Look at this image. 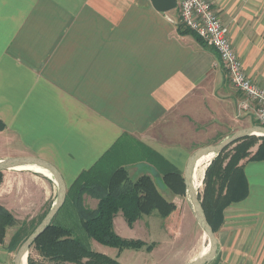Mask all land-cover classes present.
<instances>
[{
	"label": "crops",
	"instance_id": "crops-1",
	"mask_svg": "<svg viewBox=\"0 0 264 264\" xmlns=\"http://www.w3.org/2000/svg\"><path fill=\"white\" fill-rule=\"evenodd\" d=\"M213 5L245 72L264 87V0ZM184 28L179 8L161 11L151 0H0V162H20L3 170L0 184V204L17 218L0 243V264H16L17 252L2 249L58 198L55 179L17 168L38 165L32 157L64 178L68 198L56 216L67 202L78 215L68 190L101 159L133 179L151 175L166 193L169 163L184 175L199 147L257 120L252 107L239 109L244 96L218 51ZM241 163L249 194L225 209L218 252L207 264H264V160ZM169 196L177 208L167 218L175 223L180 204ZM98 202L83 194L86 207Z\"/></svg>",
	"mask_w": 264,
	"mask_h": 264
},
{
	"label": "trees",
	"instance_id": "trees-1",
	"mask_svg": "<svg viewBox=\"0 0 264 264\" xmlns=\"http://www.w3.org/2000/svg\"><path fill=\"white\" fill-rule=\"evenodd\" d=\"M181 26L183 27L182 23ZM182 32H192L197 35L187 27ZM256 123H258L257 120ZM4 127L5 123L0 119V130ZM234 143L236 144L232 148L229 149L230 145H228L217 153L206 168L205 189L203 194H199L209 224L215 232L224 223L225 209L231 203L240 201L249 194V183L241 161L245 158L264 160V135H247ZM256 144L258 145L256 150L252 151V147ZM2 176L3 173L0 170V183ZM163 180L174 193L179 195L186 193L185 177L182 170L175 165L169 163L163 170ZM85 192L99 199L95 208L84 205ZM68 195L74 199L82 227L85 228L87 235L104 245L119 249L141 248L145 244L144 240L126 239L116 232L114 217L119 211H122L127 222L132 225L142 215L151 214L154 211H159L165 220L177 208L175 203L164 197L151 175L143 174L133 179L127 168L114 166L113 163L105 162V159L82 171L69 188ZM48 210L44 211L43 217ZM33 221L31 219L21 223L9 242L8 247L11 250L17 249L35 229L37 225L29 233L26 232V226ZM16 223L17 218L13 213L0 204V243L4 242L7 227ZM31 245L48 261L46 259L39 261L29 253L28 264H70V262L122 264L104 252L94 250L92 244L85 242L74 229L57 221V216Z\"/></svg>",
	"mask_w": 264,
	"mask_h": 264
},
{
	"label": "rangeland",
	"instance_id": "rangeland-1",
	"mask_svg": "<svg viewBox=\"0 0 264 264\" xmlns=\"http://www.w3.org/2000/svg\"><path fill=\"white\" fill-rule=\"evenodd\" d=\"M252 118L251 121L249 120V123L243 128L257 124L255 119ZM243 128L236 129L234 127H230V131L227 136H231L233 133ZM221 136L222 135H220V137ZM219 138H214L211 144H216L223 139V137H221L220 139ZM235 144L236 143L234 142L229 144V149L232 148ZM257 146L258 145L256 144L254 147H252V151H255ZM216 155V153L210 155V159L206 164V168L209 166ZM1 171L3 173V181L5 178V172L3 170ZM205 174L206 169L200 182L201 185L197 188L199 194H203L205 189ZM158 182V185L160 187L162 185L161 181ZM166 193L164 192L162 194L165 198H167L168 201L175 203L169 198V195L171 194L173 195L175 201H178L180 204V208L176 212L178 218L175 223H173V221L170 223L168 221V218L164 220L163 217L159 214V211H154L151 214L142 215L132 225L127 222L121 211L115 215L114 228L116 232L126 239L139 238L141 240H144L145 244L141 248L125 247L123 249H119L115 246L104 245L89 237L86 233V230H84L85 228L82 227L80 217L77 215V213H75V211L70 208L71 206L69 202L65 204L60 214L57 215V221L65 222L63 224H66L67 226H70L71 229H74L75 232L78 233L85 242L92 243L91 246L94 250L104 252V254L108 255L111 258L117 259L122 264H173L175 262L184 263L187 256H189V253H196L202 243L207 245L208 240L207 238H202L204 229L202 224L200 223L198 215L196 214L189 195H187V193H185L184 195H179L178 193H174L173 191H171L169 188ZM49 205L46 204L44 211L50 209ZM44 211L40 210L38 212L39 214L36 216V220H34L32 224L29 223L26 226L27 233H29L36 225L39 224L41 217H43L42 215L44 214ZM62 217H64L66 220H62ZM215 233L217 234V232ZM19 247L20 245L17 247V249H15L16 252ZM2 250L11 251L8 246H6ZM0 253L5 252L0 250ZM29 253L38 252L31 245Z\"/></svg>",
	"mask_w": 264,
	"mask_h": 264
},
{
	"label": "water",
	"instance_id": "water-1",
	"mask_svg": "<svg viewBox=\"0 0 264 264\" xmlns=\"http://www.w3.org/2000/svg\"><path fill=\"white\" fill-rule=\"evenodd\" d=\"M152 4L155 8L161 10V11H169L175 9L178 6V0H151ZM264 135V125L263 124H255L243 129H240L233 133L231 136H227L221 141H219L216 144H209L206 146L199 147L193 155L190 157V160L187 164L184 177H185V183H186V193L189 195V198L191 202L193 203L194 209L196 211V214L199 217L200 223L203 226V229L205 233L207 234L209 248L206 253L203 255L196 257L193 261H190L187 264H207L216 256L218 252V238L216 236L215 231L213 230V227L210 222L208 221V218L205 214L202 201L200 199L199 191L196 189L195 186V170L197 166V162L200 159L201 156L206 155L207 153L213 152V153H219L222 149H224L226 146L231 144L232 142L236 141L239 138H243L247 135ZM32 162L37 163L38 165H41L47 169H49L53 176L55 181L58 184V198L57 201H55L46 215L43 217V219L39 222V224L35 227V229L29 234V236L20 244V247L17 250L15 263L16 264H25L24 263V256H26V263H28V255H29V249L31 247V244L34 243L36 238L46 229V227L52 222L56 214L58 213L59 209L63 206L65 203L66 197H67V186L64 181V178L62 175H60V172L56 169V166L54 167L51 163L41 160L39 158H31ZM18 160H5L0 162V170L7 169L10 166L16 165Z\"/></svg>",
	"mask_w": 264,
	"mask_h": 264
},
{
	"label": "built area",
	"instance_id": "built-area-1",
	"mask_svg": "<svg viewBox=\"0 0 264 264\" xmlns=\"http://www.w3.org/2000/svg\"><path fill=\"white\" fill-rule=\"evenodd\" d=\"M178 8L181 23L218 51L232 86L244 96L239 109L252 107L258 123L264 125V87L257 85L245 72L232 44L229 26L219 17L213 0H178Z\"/></svg>",
	"mask_w": 264,
	"mask_h": 264
},
{
	"label": "bare ground",
	"instance_id": "bare-ground-1",
	"mask_svg": "<svg viewBox=\"0 0 264 264\" xmlns=\"http://www.w3.org/2000/svg\"><path fill=\"white\" fill-rule=\"evenodd\" d=\"M211 154H215V153L210 152V153H207L206 155L204 154V156H201L200 159L197 162V166H196V170H195V177H194L196 189L201 185L200 182H201V179H202V177L204 175V171L206 169V164L209 161ZM17 168H21V169L22 168H30V169H34V170H36V171H38L40 173H44L45 176L47 175V176H49V177H51V178L54 179L52 172L49 169H47V168H45L43 166H40V165H35L34 164V165H28V166H23V167L20 166V167H17ZM202 238L203 239H206L207 238V240L209 238L207 236V234L205 233V231L202 233ZM208 248H209V243H207V245H205L204 243H202L201 246H200V248H199V250H197V252H196V253H198L197 256L199 257V256L203 255L204 253H206L207 250H208ZM24 263L25 264H28V263H26V256H24Z\"/></svg>",
	"mask_w": 264,
	"mask_h": 264
}]
</instances>
